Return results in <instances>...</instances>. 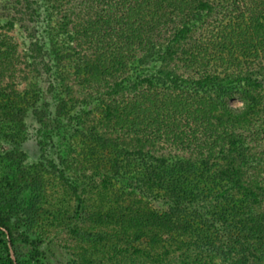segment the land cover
<instances>
[{
	"label": "trees",
	"instance_id": "1",
	"mask_svg": "<svg viewBox=\"0 0 264 264\" xmlns=\"http://www.w3.org/2000/svg\"><path fill=\"white\" fill-rule=\"evenodd\" d=\"M7 8L5 24L27 44L16 53L0 33V113L13 127L32 114L45 130H71L75 167L105 156L124 203L165 204L124 207L147 215L137 230L185 233L264 264V210L220 206L264 194L261 154L247 143L264 137V0H1ZM11 224L0 217L1 264H19Z\"/></svg>",
	"mask_w": 264,
	"mask_h": 264
},
{
	"label": "rangeland",
	"instance_id": "2",
	"mask_svg": "<svg viewBox=\"0 0 264 264\" xmlns=\"http://www.w3.org/2000/svg\"><path fill=\"white\" fill-rule=\"evenodd\" d=\"M0 11V27L3 25L0 33L9 31L8 35L15 37L16 53H25L26 32L5 24L9 8ZM36 27L43 29L44 22L39 21ZM9 60L10 57L5 62ZM14 61L21 72L23 60L14 58ZM255 72L264 75V69ZM231 101L235 107L242 105L237 97ZM5 113H0V217L12 221L18 239V257L10 246L9 249L10 257L17 263L198 264L199 259L201 264H242V253L231 254L229 250L215 253L204 244L203 249L198 248L199 239L185 233L148 227L142 232L137 230L147 215H125L124 207L145 206L146 213L148 208H162L165 204L144 202L137 195L129 198L132 203H124L121 184H108L112 182L109 178L112 171L104 168L108 158L100 156L93 168L84 167L89 163L85 158L82 159L84 165L75 167L81 160L75 159L72 141L67 140L71 130L64 129V136L62 130H45L32 114L25 124L13 127L3 116ZM51 139L56 141L53 147H50ZM253 141L250 139L247 143L252 145V151L261 154L262 165L255 172L261 171L264 175V137L257 143ZM42 143H46L45 146ZM26 178L30 187L21 192L25 187L21 182ZM136 200L141 203H135ZM220 206L233 215L243 207L244 213L263 211L264 194L256 205L235 202L220 203ZM193 207L196 208L191 205V212L195 210ZM187 217H191L190 213ZM23 237L36 243L29 246ZM220 241L224 247L228 245L225 234H221ZM249 261L262 264L252 258Z\"/></svg>",
	"mask_w": 264,
	"mask_h": 264
}]
</instances>
